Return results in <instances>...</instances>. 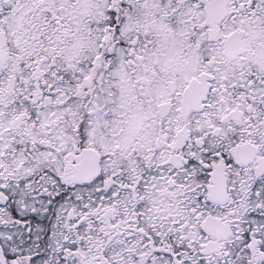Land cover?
<instances>
[{
  "label": "snow or ice",
  "instance_id": "1",
  "mask_svg": "<svg viewBox=\"0 0 264 264\" xmlns=\"http://www.w3.org/2000/svg\"><path fill=\"white\" fill-rule=\"evenodd\" d=\"M0 264H264V0H0Z\"/></svg>",
  "mask_w": 264,
  "mask_h": 264
}]
</instances>
